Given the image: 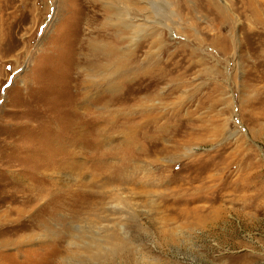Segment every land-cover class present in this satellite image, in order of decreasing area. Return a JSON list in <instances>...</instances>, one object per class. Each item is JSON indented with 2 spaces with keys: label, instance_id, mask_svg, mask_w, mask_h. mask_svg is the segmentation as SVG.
<instances>
[{
  "label": "rangeland",
  "instance_id": "rangeland-1",
  "mask_svg": "<svg viewBox=\"0 0 264 264\" xmlns=\"http://www.w3.org/2000/svg\"><path fill=\"white\" fill-rule=\"evenodd\" d=\"M103 1L0 0V264H264V0Z\"/></svg>",
  "mask_w": 264,
  "mask_h": 264
},
{
  "label": "bare ground",
  "instance_id": "bare-ground-1",
  "mask_svg": "<svg viewBox=\"0 0 264 264\" xmlns=\"http://www.w3.org/2000/svg\"><path fill=\"white\" fill-rule=\"evenodd\" d=\"M103 1V0H102ZM115 1V0H114ZM138 2V1H137ZM103 3H104V5H105V7H111V8H113L112 6H114V4H115V7H114V9H116V10H113V11H115V14H114V16H113V18H114V20H115V22H117L118 23V20H117V15H116V12L117 11H119V15H120V13H123L124 15L123 16H125L124 18H125V22H127V23H129L130 24V26H126L124 23H122V22H120V20H119V22L122 24L121 26H124L123 28L125 29V30H131V25H135V23H137L136 22V19L135 18H131L132 16H131V10H134V11H136V12H138V13H143V14H147V11H148V9H149V14H152L153 12H152V10H151V8H150V4H148L147 2H145V3H142L143 4V6H137V7H130V8H128L126 5H124V6H122L121 5V3H118V1H115V3L114 2H110V3H107V2H105V1H103ZM129 3H131V2H129ZM140 4V3H139ZM145 6V7H144ZM110 8V9H111ZM113 13V12H112ZM118 14V13H117ZM110 17V16H109ZM146 17V16H145ZM111 19V18H110ZM110 21H112V20H110ZM154 24H155V22H154ZM136 28H138L137 29V31H132V37L131 38H129L128 37V39L130 40V43H129V47L132 45V42H133V40H137V39H135V38H137L138 37V35H140V34H142V35H144V32H146L148 29H149V27L148 26H146V27H144V26H136ZM145 30V31H144ZM150 30V29H149ZM138 34V35H137ZM127 39V38H126ZM125 56V55H124ZM124 58V57H123Z\"/></svg>",
  "mask_w": 264,
  "mask_h": 264
},
{
  "label": "snow or ice",
  "instance_id": "snow-or-ice-1",
  "mask_svg": "<svg viewBox=\"0 0 264 264\" xmlns=\"http://www.w3.org/2000/svg\"><path fill=\"white\" fill-rule=\"evenodd\" d=\"M7 86H9V85L8 84H5L4 87H7ZM0 91H3V88H0Z\"/></svg>",
  "mask_w": 264,
  "mask_h": 264
}]
</instances>
